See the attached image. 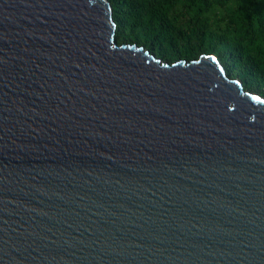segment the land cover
<instances>
[{
    "label": "water",
    "instance_id": "water-1",
    "mask_svg": "<svg viewBox=\"0 0 264 264\" xmlns=\"http://www.w3.org/2000/svg\"><path fill=\"white\" fill-rule=\"evenodd\" d=\"M115 28L0 0V264H264V98Z\"/></svg>",
    "mask_w": 264,
    "mask_h": 264
},
{
    "label": "trees",
    "instance_id": "trees-1",
    "mask_svg": "<svg viewBox=\"0 0 264 264\" xmlns=\"http://www.w3.org/2000/svg\"><path fill=\"white\" fill-rule=\"evenodd\" d=\"M118 45L169 63L213 55L227 76L264 98V0H108Z\"/></svg>",
    "mask_w": 264,
    "mask_h": 264
}]
</instances>
